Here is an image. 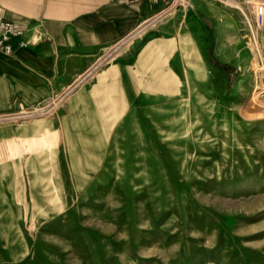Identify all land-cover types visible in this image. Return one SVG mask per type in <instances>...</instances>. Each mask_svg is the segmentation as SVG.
I'll use <instances>...</instances> for the list:
<instances>
[{
	"label": "rangeland",
	"instance_id": "rangeland-1",
	"mask_svg": "<svg viewBox=\"0 0 264 264\" xmlns=\"http://www.w3.org/2000/svg\"><path fill=\"white\" fill-rule=\"evenodd\" d=\"M174 5L179 86L109 151L72 168L59 132L17 127L56 108L0 121V264H264V28L244 0Z\"/></svg>",
	"mask_w": 264,
	"mask_h": 264
},
{
	"label": "crops",
	"instance_id": "crops-1",
	"mask_svg": "<svg viewBox=\"0 0 264 264\" xmlns=\"http://www.w3.org/2000/svg\"><path fill=\"white\" fill-rule=\"evenodd\" d=\"M165 5L141 0H0V16L27 24L32 41L11 55L0 51V113L36 107L61 92L102 51ZM171 15L71 93L52 117L17 127L29 131L30 138L59 132L72 168L85 166L86 153L109 151L111 138L134 106L179 86L181 69L175 60L181 55L182 40L180 32L168 30Z\"/></svg>",
	"mask_w": 264,
	"mask_h": 264
},
{
	"label": "built area",
	"instance_id": "built-area-1",
	"mask_svg": "<svg viewBox=\"0 0 264 264\" xmlns=\"http://www.w3.org/2000/svg\"><path fill=\"white\" fill-rule=\"evenodd\" d=\"M123 3L134 0H115ZM146 1L154 5L166 4L160 11L155 13L150 18L146 19L140 26L130 32L126 37L107 48L103 51L102 55L96 59V61L67 88L54 96L48 98L43 103L36 107L28 108L25 111L17 113L0 114V121L9 120L11 118L24 119L30 115L49 113L52 109L58 110L60 105L65 103L67 98L76 89L91 81L92 78L97 74V70L102 66L109 64L121 50L127 46L131 41L138 38L148 28L154 27L160 21L164 20L172 13V8L177 0H141ZM245 4L250 9L255 25L258 28H264V0H244ZM29 26L24 23L7 20L0 16V51L7 55L14 53L16 48L28 47L32 44L31 39L28 38L27 34ZM59 105V106H58ZM20 114V115H18ZM15 115V116H14Z\"/></svg>",
	"mask_w": 264,
	"mask_h": 264
},
{
	"label": "trees",
	"instance_id": "trees-1",
	"mask_svg": "<svg viewBox=\"0 0 264 264\" xmlns=\"http://www.w3.org/2000/svg\"><path fill=\"white\" fill-rule=\"evenodd\" d=\"M217 65L222 69V71L229 77L230 82L233 80L234 74V67L228 63H222L218 60H215Z\"/></svg>",
	"mask_w": 264,
	"mask_h": 264
},
{
	"label": "bare ground",
	"instance_id": "bare-ground-1",
	"mask_svg": "<svg viewBox=\"0 0 264 264\" xmlns=\"http://www.w3.org/2000/svg\"><path fill=\"white\" fill-rule=\"evenodd\" d=\"M174 9H176V5H173V8H172V10H174Z\"/></svg>",
	"mask_w": 264,
	"mask_h": 264
}]
</instances>
